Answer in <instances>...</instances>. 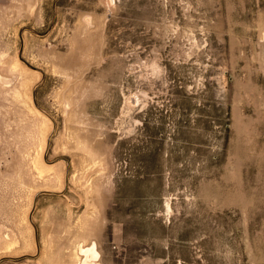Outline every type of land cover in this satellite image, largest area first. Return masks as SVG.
<instances>
[{
	"label": "rangeland",
	"instance_id": "374dc122",
	"mask_svg": "<svg viewBox=\"0 0 264 264\" xmlns=\"http://www.w3.org/2000/svg\"><path fill=\"white\" fill-rule=\"evenodd\" d=\"M93 243L264 264V0H0V264Z\"/></svg>",
	"mask_w": 264,
	"mask_h": 264
},
{
	"label": "bare ground",
	"instance_id": "6f19581e",
	"mask_svg": "<svg viewBox=\"0 0 264 264\" xmlns=\"http://www.w3.org/2000/svg\"><path fill=\"white\" fill-rule=\"evenodd\" d=\"M80 252H83L84 254H86V257L83 261H80L78 264H97L95 261V258L98 256L97 255L98 252L95 249V243H93L91 246H88V247L81 246ZM91 255L94 257V259L93 257L91 258Z\"/></svg>",
	"mask_w": 264,
	"mask_h": 264
}]
</instances>
